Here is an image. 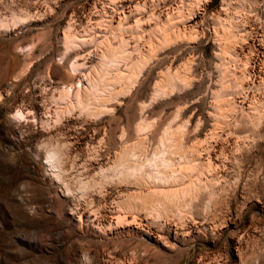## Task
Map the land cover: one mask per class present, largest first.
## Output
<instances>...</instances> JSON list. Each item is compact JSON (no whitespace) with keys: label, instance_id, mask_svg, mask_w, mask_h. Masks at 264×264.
Instances as JSON below:
<instances>
[{"label":"rangeland","instance_id":"374dc122","mask_svg":"<svg viewBox=\"0 0 264 264\" xmlns=\"http://www.w3.org/2000/svg\"><path fill=\"white\" fill-rule=\"evenodd\" d=\"M0 264H264V0H0Z\"/></svg>","mask_w":264,"mask_h":264},{"label":"bare ground","instance_id":"6f19581e","mask_svg":"<svg viewBox=\"0 0 264 264\" xmlns=\"http://www.w3.org/2000/svg\"><path fill=\"white\" fill-rule=\"evenodd\" d=\"M246 44L244 43V45L243 46H245ZM241 48V47H240ZM171 223V222H170ZM170 225V224H169ZM144 258V257H143ZM147 258V257H146Z\"/></svg>","mask_w":264,"mask_h":264}]
</instances>
